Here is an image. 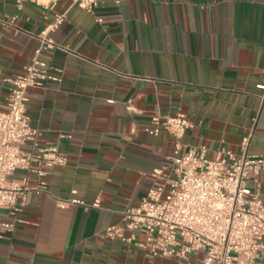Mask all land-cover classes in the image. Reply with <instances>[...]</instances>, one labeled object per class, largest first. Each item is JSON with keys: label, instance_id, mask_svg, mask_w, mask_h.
Returning a JSON list of instances; mask_svg holds the SVG:
<instances>
[{"label": "crops", "instance_id": "obj_1", "mask_svg": "<svg viewBox=\"0 0 264 264\" xmlns=\"http://www.w3.org/2000/svg\"><path fill=\"white\" fill-rule=\"evenodd\" d=\"M57 12L66 18L52 35L69 50H45L40 59L62 79L30 87L27 109L35 141L57 144L68 163L48 170L47 191L30 190L0 211L13 223L0 236V264H182L105 231L168 170L174 137L146 130L154 114L187 115L183 142L207 145L211 157L221 146L238 152L255 126L249 151L264 156V0H99L94 11L71 0L51 10L0 0V108L5 78L25 71ZM130 98L140 112L127 109ZM26 175L35 186L34 174L15 172ZM258 179L264 203V172ZM202 256L191 260L202 264Z\"/></svg>", "mask_w": 264, "mask_h": 264}, {"label": "built area", "instance_id": "obj_2", "mask_svg": "<svg viewBox=\"0 0 264 264\" xmlns=\"http://www.w3.org/2000/svg\"><path fill=\"white\" fill-rule=\"evenodd\" d=\"M30 1L51 10L59 0ZM71 1L88 11H94L99 4V0ZM65 18L64 12H57L37 35L39 43L25 71L5 78L9 94L5 108H0V211L16 208L18 200L30 190L47 191L48 170L68 163L57 144L40 145L35 141L38 131L31 125L27 109L30 87L62 79L51 72L40 54L57 48L69 50L52 35ZM258 87L264 91V78ZM126 106L129 111L140 112L131 98L126 100ZM190 126L188 116L180 112L152 116L151 126L146 128L150 134L166 131L174 137L168 170L156 172L155 185L138 205L123 210L122 223L106 228V235L118 236L127 245L135 243L152 258L174 257L182 264H195L191 256L199 252H203L202 264L262 263L264 203L258 176L264 172V156L249 151L255 126L242 137L238 152L221 146L214 157L209 156L205 144L191 146L183 142ZM28 141H34L30 151L23 149ZM18 169L34 174L37 184L30 187L27 175L18 179ZM57 201L61 205H86L78 199ZM98 205L97 200L94 206ZM12 229L13 223L0 215V236Z\"/></svg>", "mask_w": 264, "mask_h": 264}]
</instances>
